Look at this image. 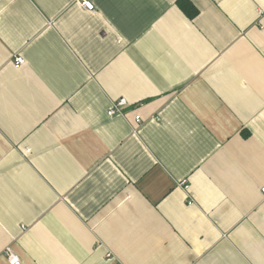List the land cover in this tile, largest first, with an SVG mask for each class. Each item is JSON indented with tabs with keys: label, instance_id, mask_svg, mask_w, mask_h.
I'll return each instance as SVG.
<instances>
[{
	"label": "crops",
	"instance_id": "crops-1",
	"mask_svg": "<svg viewBox=\"0 0 264 264\" xmlns=\"http://www.w3.org/2000/svg\"><path fill=\"white\" fill-rule=\"evenodd\" d=\"M88 1L0 0V264H264V0Z\"/></svg>",
	"mask_w": 264,
	"mask_h": 264
},
{
	"label": "built area",
	"instance_id": "built-area-1",
	"mask_svg": "<svg viewBox=\"0 0 264 264\" xmlns=\"http://www.w3.org/2000/svg\"><path fill=\"white\" fill-rule=\"evenodd\" d=\"M76 1H78V3L85 9H88V10L94 9L93 4L88 0H76ZM13 63L16 66H20L23 63V58L19 55H16L13 58ZM124 104H125V100L123 98L113 101L111 103V108L107 111V114L113 115L115 113H121V108L124 106ZM140 120L141 118L139 117V115H136L135 121L139 123ZM181 183L184 185L185 188L187 187L184 181H182ZM262 190L264 191V188ZM6 256L8 258L9 264H20L21 263L20 258L15 253H13L9 248L6 249Z\"/></svg>",
	"mask_w": 264,
	"mask_h": 264
},
{
	"label": "trees",
	"instance_id": "trees-1",
	"mask_svg": "<svg viewBox=\"0 0 264 264\" xmlns=\"http://www.w3.org/2000/svg\"><path fill=\"white\" fill-rule=\"evenodd\" d=\"M178 5L181 7V9L188 15L193 16L195 14L196 9L189 8L187 4L183 2V0L178 1Z\"/></svg>",
	"mask_w": 264,
	"mask_h": 264
}]
</instances>
